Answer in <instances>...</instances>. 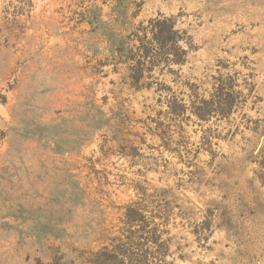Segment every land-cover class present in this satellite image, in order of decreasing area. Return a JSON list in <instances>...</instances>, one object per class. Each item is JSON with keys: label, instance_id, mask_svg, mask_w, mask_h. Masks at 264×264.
<instances>
[{"label": "rangeland", "instance_id": "1", "mask_svg": "<svg viewBox=\"0 0 264 264\" xmlns=\"http://www.w3.org/2000/svg\"><path fill=\"white\" fill-rule=\"evenodd\" d=\"M159 16L185 62L133 87L114 49ZM114 237L264 264V0H0V264H101Z\"/></svg>", "mask_w": 264, "mask_h": 264}, {"label": "trees", "instance_id": "2", "mask_svg": "<svg viewBox=\"0 0 264 264\" xmlns=\"http://www.w3.org/2000/svg\"><path fill=\"white\" fill-rule=\"evenodd\" d=\"M136 30L125 37L123 44L114 49L118 61L124 60L128 64V79L133 87L138 88L140 80L144 78V74L148 77L156 65L162 64L165 67L169 64L181 65L185 62L188 48H184L179 43L184 40V31L175 29V23L171 17L159 16L150 19L147 25ZM137 32H141V34L139 35ZM134 42H138V44ZM153 57L156 58L155 61H152ZM143 87L149 89L150 84L143 83ZM147 197L149 196L147 195ZM139 210L140 208L136 203H132L127 207V212L125 213L127 223L134 224L135 221L139 220L138 217L141 216ZM152 214L150 213L142 225V229L145 230L144 233L147 235V242H155L156 239L152 237L155 230L149 227V219L155 216ZM129 232L131 233L130 237H132L134 231L131 230ZM110 241V247L105 245L99 251V255L102 257L101 264H133L130 261H125L127 250L124 248L123 243H117L121 241L120 238L114 237ZM166 248L167 245H165L164 249Z\"/></svg>", "mask_w": 264, "mask_h": 264}]
</instances>
